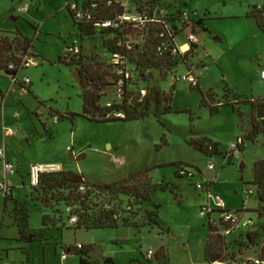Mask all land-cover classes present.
<instances>
[{"label": "rangeland", "instance_id": "obj_1", "mask_svg": "<svg viewBox=\"0 0 264 264\" xmlns=\"http://www.w3.org/2000/svg\"><path fill=\"white\" fill-rule=\"evenodd\" d=\"M66 3L67 0H0V31L19 32L29 39L35 38L34 52L41 58L37 66L21 72L32 80L34 95L24 96L23 107L17 104V112L22 116L19 124L25 128L23 130H28L34 140H39L34 141L31 148L27 147V159L42 157L59 163L65 172L82 175L92 183L112 182L148 170L152 184L157 185L151 202L160 206L159 221L169 229L170 234L160 235L157 226L93 230L70 228L66 217L56 213L59 210L55 204L47 210V230L39 234L45 205L27 197L28 188L16 185V203L10 201L4 208V196L0 194V264H79V256L75 253L69 254L65 260L62 258L63 249L78 245L93 249L102 247L103 257L113 258L115 264H149L143 255L149 250H159L162 245L168 264H207L200 239L208 222L207 218H201L199 207L201 202L207 203V196L195 192L193 185L217 177L212 192H217L228 206L240 207L245 203L246 207H256V197L247 196L244 189L251 187L253 161L264 156L263 138L255 144L247 143L245 151L240 156L235 155L232 163L224 167L222 155L211 157L199 153L189 143L202 136L219 143L221 151H224L229 142L235 144L237 140L234 132L235 127L240 125L239 117L227 109H222L218 115H210L209 109L201 106V91L212 90L214 95L220 97L223 94L227 100L231 99V95L223 91L226 86L238 95L254 98L264 95V81L259 76V66L264 63V33L250 17L255 7L264 6V0H161L165 6L177 5L195 13L196 20H204L206 31L200 32L202 44L196 51V66L192 69L198 75L200 88L190 90L186 82L173 85L171 75L160 80L154 74L151 84H156L168 96L173 93L171 113L163 117L156 114V110H163L168 103L166 101L158 108L150 104L148 116L144 119L97 122L102 119L94 114L95 121L76 116L73 121L65 119L55 124L50 118V110L80 115L83 107L81 88L73 76L78 67L62 63L59 58L60 47L65 43L71 44L79 34ZM25 5L29 6L26 13L18 14L10 10H18ZM35 28H39L40 32ZM79 42L85 57H90V54H85L90 52H97L99 54L96 55L102 57L104 50L99 32L94 38ZM19 56L20 53L17 54ZM184 73L187 70L180 67L176 75ZM149 90L145 91L146 95ZM36 98L44 105L40 106ZM225 98L218 101L225 102ZM37 108L46 130L52 131V137L46 141L40 139L44 127L33 114ZM68 147L72 148V152L67 151ZM207 148L204 147L205 151ZM111 155L123 158L125 162L113 165ZM69 156L73 157L72 161ZM210 161L215 166L214 170L208 169ZM178 163L194 172L190 184L186 183L187 179L175 176ZM241 163L245 167L239 170ZM163 181L179 184L180 190L174 193L162 191L160 184ZM24 203L31 235L23 238L16 220ZM146 213L142 208V217L128 224L145 226L148 221ZM245 218L252 219L256 225L264 223L263 218L251 211L245 213ZM238 236V232H233L226 239L225 263H230L232 253H236L240 242L234 239ZM258 251L254 248L240 254L256 257ZM152 264L165 263L154 260Z\"/></svg>", "mask_w": 264, "mask_h": 264}, {"label": "trees", "instance_id": "obj_2", "mask_svg": "<svg viewBox=\"0 0 264 264\" xmlns=\"http://www.w3.org/2000/svg\"><path fill=\"white\" fill-rule=\"evenodd\" d=\"M69 0H67L68 2ZM132 3L142 2L141 0H131ZM161 1V0H159ZM255 20L257 28L264 33V6L255 7L253 12L250 14ZM203 21V20H202ZM75 25L79 28L80 41L94 38L99 32L104 55L107 52H111L112 44L107 37L112 35L111 32H103L95 29L91 26L81 27L74 21ZM204 28V27H202ZM11 37V39H10ZM33 48V40L22 36L19 32L10 34H0V72L6 75L17 73L18 71L9 72L7 69L8 64L11 61H17L20 56L28 53ZM83 52V50H82ZM17 53V54H16ZM69 59L61 58V62L67 65H75L78 67V71L81 75V94L83 107L82 114L77 115L74 113H59L54 110H50V118H57L58 122L62 120L70 119L74 120L76 116H82L89 121H95L94 114H97L102 121L97 122H111V121H123L128 122L137 119H144L148 116L149 105L154 104L155 107H159L162 103L168 101L162 111L156 110L157 115L162 113L170 112L168 107L171 101L172 95H166L156 84L151 86L148 85L147 89L149 93L145 95L142 102H136V105L131 108H127L126 104L120 105L119 107L106 108L105 100L107 93L111 92L112 89V78L108 77L105 70V64L101 61V57L97 55H90L85 57L83 53L79 56ZM142 60V58H141ZM182 60V59H181ZM157 70L158 65L152 63L151 65ZM197 86L193 89H199ZM173 92V88L171 89ZM201 106L208 107L211 115L218 113L219 104L232 106L234 112L242 117L243 113L240 110L241 105L249 108V121L247 132L241 138L242 144L238 147V153L241 152V148L244 142L255 143L258 139L263 138L264 146V96L258 98L244 99L237 95H231V101L227 100L225 96V102H215V95L212 90L207 92L201 91ZM226 93L230 94V91L225 90ZM105 98V100H104ZM44 103L40 102V106ZM122 109L127 112L125 119L106 118L108 113H112L114 110L118 111ZM51 131L44 130V136L42 140L50 139ZM190 145L203 153L211 156L208 152V148L212 147L211 153L216 149L215 146L206 139L192 140ZM207 146L205 151L204 147ZM177 171L175 176L179 179H187V177L180 174V170L183 165L178 163ZM149 171H142L137 174L131 175L128 178L108 183V184H96L86 181L83 183L85 186L84 192H79V185L71 183L72 174L68 172H62L56 175L43 176L41 178L40 186L35 188L29 187V192L32 199H37L45 205V214L42 216V227L39 230V234L44 233L47 230L49 220L47 210L52 209V205L55 204L57 207V214L65 218L68 221L69 215L66 213V209L72 210V215L77 217V223L70 228L74 229H102V228H116L118 226H129L135 228L153 227L157 226L159 229L164 230L158 223V210L160 206L152 204V196L157 189V185H153L150 178L148 177ZM253 178L249 183L252 188L255 189V197L257 199V208L251 212L257 213L260 218L264 219V159L258 160L254 163ZM175 186L163 181L160 184L162 191H172ZM195 188V186H194ZM196 190V189H195ZM203 193V192H202ZM11 200L10 196L4 197L5 208L7 203ZM109 207L110 209H106ZM61 208V209H60ZM142 208L146 210L147 224L145 226H138L135 223L128 224L133 220L137 221L138 217H142ZM6 213V210H4ZM140 214V215H139ZM139 215V216H138ZM21 237L27 236L28 233V214L25 208V203L21 205L19 218L16 220ZM208 224V223H207ZM209 234L205 245V259L208 264H214L215 262L225 263V252H226V238L228 236H221L216 233L217 229L208 224ZM239 233L237 240H239L238 248L236 253H232L233 261L241 251H250L252 249L259 248L262 244L261 258L264 259V223L256 225L249 229L237 230ZM233 233V232H232ZM83 247V246H82ZM248 247V248H247ZM67 252L75 253L79 256V264H97V262H91L89 253L93 248H82L76 249V247H70L63 249ZM235 251V250H234ZM233 251V252H234ZM103 264H113L111 258H102Z\"/></svg>", "mask_w": 264, "mask_h": 264}, {"label": "built area", "instance_id": "obj_3", "mask_svg": "<svg viewBox=\"0 0 264 264\" xmlns=\"http://www.w3.org/2000/svg\"><path fill=\"white\" fill-rule=\"evenodd\" d=\"M141 1L132 3L131 0H75L74 2L69 0L66 3V9L81 27L91 26L100 31L112 33L107 38L113 50L101 57L108 77L112 78L111 92L106 95V108L119 107L123 104L131 108L136 105V102H142L147 86H150L149 83L154 79V74H157L160 80H165L171 75L173 85L177 82H186L191 88L199 86L198 75L192 71L196 66L194 63L196 51L202 44L200 30L196 25V14L182 9H169L159 0ZM28 10L29 6L25 5L19 8L17 13L23 14ZM79 40L78 34L71 44L63 45V58L69 60L82 53ZM37 62L38 59L29 50L27 54L19 56L17 61H11L7 69L9 72H19L37 66ZM152 63L159 64L157 70L151 66ZM180 67H185L187 73L177 76V69ZM18 72L10 75L0 73L7 77L12 85L20 84L21 89L27 91L31 81L28 77L20 81L17 78ZM260 78L264 81V68L260 70ZM0 106H3V103ZM126 116L127 112L120 108L118 111L108 113L106 118L125 119ZM53 120L55 124L58 123L57 118ZM17 135V129L3 128L4 139L0 147L3 178L0 180V194L4 197L9 196L12 188L10 178L16 174L15 166L6 157L5 142L7 138ZM241 144L242 140L238 139L230 150L238 153V147ZM67 151L72 152V148L68 147ZM211 151L212 147H209L208 152L211 153ZM110 160L113 165L125 162L123 158L113 155L110 156ZM208 169H214L213 163H208ZM62 172L64 169L59 163L33 164L28 173L29 187H39L43 176ZM180 174L189 180L195 176L193 171L185 167H182ZM83 183L78 184L79 192L85 191ZM194 186L197 191L207 196V203L200 208L201 218H207L208 224L215 227L219 235L226 237L234 231L255 226L252 219L241 217L242 210H229L219 196L211 191L209 183H199ZM244 193L251 197L255 196L256 191L250 187L245 188ZM66 213L69 215L67 224L74 226L77 223V217L72 215L70 208L66 209ZM262 247L263 244L258 248L256 257H243L238 254L230 263L215 262L214 264H264V259L260 256ZM82 248L81 245L76 247L78 250ZM69 254L63 250L62 258L65 260ZM154 256L155 252L151 250L146 253L148 260H152ZM97 264H103V262L100 260Z\"/></svg>", "mask_w": 264, "mask_h": 264}, {"label": "crops", "instance_id": "obj_4", "mask_svg": "<svg viewBox=\"0 0 264 264\" xmlns=\"http://www.w3.org/2000/svg\"><path fill=\"white\" fill-rule=\"evenodd\" d=\"M166 7H169V6H167L166 5ZM185 7H186V5H185ZM170 8H172V10L173 9H175V10H177V9H182L181 7H179V6H172V7H169V9ZM13 13H17V10L15 9V8H11L10 9ZM183 10V9H182ZM29 11V10H28ZM27 11V12H28ZM19 14V13H18ZM12 19H14V18H12ZM196 21H202V19H200V20H196ZM255 21V20H254ZM203 23H204V20H203ZM199 28V30H200V32H205L206 31V29H205V26H204V28H202V27H198ZM36 29V31L37 32H40L39 31V28H35ZM9 33V32H5V31H0V34H2V33ZM11 34V33H10ZM201 37V36H200ZM35 41V38L33 39V42ZM201 43H202V38H201ZM35 45H36V43H34L33 44V48L31 49L32 50V52H33V54L35 55V57L37 58V59H39L40 58V56H39V54H37V53H35L34 52V50H35ZM82 46V45H81ZM82 50L84 51V49H83V46H82ZM62 52H63V46H61L60 47V54H59V58L61 57V58H63V54H62ZM84 53V52H83ZM85 54H90V55H96V54H99V53H97V52H90V53H85ZM41 59V58H40ZM262 68H264V63H262V64H260V66H259V72H260V70L262 69ZM27 69V68H26ZM22 71H24V69L23 70H21V71H19L18 72V74H17V78L21 81L24 77H28V76H25V75H21V72ZM260 76V75H259ZM29 78V77H28ZM30 79V78H29ZM261 79V78H260ZM30 81H31V83H30V85H28L27 86V91H23L22 89H21V86H20V84H15V85H12L11 84V82L9 81V79L7 78V77H5L3 74H1L0 73V104H2L3 103V106H0V147L2 146V144H3V139H4V136H3V128L4 127H6V128H12V127H17V130H18V135L17 136H13V137H9V138H7V140H6V142H5V152H6V157H7V159L15 166V169H16V174L14 175V176H12L11 178H10V182H11V184H12V188H11V192H10V194H9V196L11 197V202H15L16 203V201H15V199H14V190H15V186L16 185H18V186H22L23 188H28V190H29V180H28V173H29V168H30V166L31 165H33V164H40V163H54V162H51V161H49L48 159H43L42 157H37V159L38 160H30L29 161V159H27L28 158V156H27V154H28V152H27V147L28 148H31L32 147V144H33V142L34 141H39L38 139H36V140H34V137L30 134V133H28V130H23V128H22V124H19V122L21 123V120H19V118L21 119L22 118V116H21V114H19V112H17V104H20V106L21 107H23L22 105V102H23V98H24V96L25 95H27V96H29V95H34V91L33 90H31V86H32V80L30 79ZM224 81V80H223ZM199 86H200V81H199ZM172 89V88H171ZM228 90V91H230V94L229 95H237V96H239V97H242V98H244V99H250V98H254V97H248V96H244V95H238V94H236L232 89H229L227 86L226 87H224V92H225V90ZM226 93V92H225ZM227 94V93H226ZM225 96V95H224ZM264 96V95H263ZM263 96H260V97H263ZM223 97V94L219 97V96H216L215 95V99L217 100V101H215V102H219L218 101V99L220 98H222ZM37 100H38V98H36ZM255 99V98H254ZM231 100V99H230ZM40 102L41 101H39L38 100V104L40 105ZM41 103H43V102H41ZM172 103H173V93H172V98H171V101L169 102V104H168V107L170 108V112H168V113H162V117L164 116V115H167V114H169V113H171L172 112ZM221 103H223V102H221ZM20 107V108H21ZM205 108H207V109H209L208 107H205ZM222 109H227V110H230L231 112H232V114H235V115H237L235 112H234V110H233V108H232V106H230V105H221V104H219V107H218V113H216V114H214V115H218L219 113H221L223 110ZM16 110V111H15ZM240 110L242 111V113H243V116L242 117H239L238 115V117H239V119H240V125H237L236 127H235V129H236V132H234L235 133V137H236V139L238 140V139H241L242 137H243V135L247 132V129H248V119H249V108H246L244 105H241V107H240ZM209 112H210V109H209ZM68 113H71V112H68ZM33 114L34 115H36V117L38 118V119H40V121H41V123H42V120H41V118H40V116H39V114H38V108L37 109H35L34 111H33ZM210 115H211V113H210ZM42 125H43V127H44V130H46V126H45V124H43L42 123ZM25 129V128H24ZM232 130H234V129H232ZM23 131H25V133L23 132ZM51 131V130H50ZM23 132V133H22ZM42 136H44V134L42 135ZM51 137H52V131H51ZM202 138H204V139H206L207 141H210L214 146H215V148H216V152L215 153H210L209 152V154L211 155V157H212V155H217V154H220V155H222L223 157H222V160H223V162H222V167H224V166H226L227 164L229 165V164H231L232 163V161H233V158L235 157V155H237V156H240L241 155V153L242 152H244L245 151V146H246V144H247V142H244V145L242 146V150H241V152L240 153H237V152H233V151H231L230 150V148H231V146L233 145V143H231V142H229L227 145H226V148H227V150H224V151H221V145L219 144V143H217V142H214V141H212L211 139H207L206 137H202V136H198V138H196V139H202ZM40 139H41V137H40ZM42 140V139H41ZM47 140V139H46ZM46 140H44V141H46ZM236 140V141H237ZM260 139H258L257 140V142L259 141ZM257 142H255V143H257ZM255 143H253V144H255ZM262 144H263V141H262ZM109 149H110V147H109ZM229 152H232L231 154H229ZM199 153H203V152H201L200 150H199ZM72 159L73 160V157L72 156H69V159ZM261 159H264V156H263V158H261ZM261 159H257V160H254L253 161V164H252V169H253V165H254V163L256 162V161H258V160H261ZM71 160V161H72ZM42 161V162H41ZM44 161V162H43ZM211 162V161H210ZM211 163H213V162H211ZM214 165V164H213ZM63 169H64V167H63ZM214 169H215V166H214ZM213 169V170H214ZM200 175H202V172L200 171ZM84 177V176H83ZM3 178V170H2V163H1V161H0V180ZM85 178V177H84ZM215 178V180H207L206 182L207 183H209L211 186H210V189H211V191H212V189L213 188H215V183H217V182H215L216 181V179H217V177H214ZM122 179H124V178H121V179H119V180H122ZM119 180H114V181H112V182H116V181H119ZM87 181H89L88 179H87ZM252 181V180H251ZM90 182V181H89ZM112 182H105V183H100V184H108V183H112ZM166 182V181H165ZM191 182V181H190ZM92 183V182H91ZM95 183V182H94ZM167 183H169L170 185H172V186H175L174 188H173V190L171 191L172 193H174V192H177V191H179L180 190V185L179 184H177V183H171L170 181L169 182H167ZM186 183H188V184H190L189 183V180H186ZM96 184H99V183H96ZM193 185V184H192ZM194 186V185H193ZM216 186H217V184H216ZM194 191L196 192L197 190H195V188H194ZM213 193L214 194H216V195H218L219 196V198L225 203V205H226V207L229 209V210H233V209H238V210H242V214H241V217L243 218V219H246L245 218V213H247V212H249V211H253V210H255L256 208H257V206L256 207H254V208H249V207H246L244 204L245 203H243L240 207H237V206H235L234 208H232V207H230V206H228V204L225 202V200H223L222 198H221V196L217 193V192H215V191H213ZM27 197H31V195H30V192H29V194L27 193ZM30 195V196H29ZM9 201V202H10ZM18 203V202H17ZM20 203V202H19ZM205 204V201L204 202H201L200 204H199V207L201 208V206L202 205H204ZM4 208H5V202H4ZM5 210V209H4ZM45 214V213H44ZM43 214V215H44ZM158 214H159V210H158ZM157 220H158V223L160 224V226L164 229V230H166V231H162V229H159L160 230V235H169L170 234V231H169V229H167V227H165L163 224L161 225V223H160V221H159V217L157 218ZM28 231H29V234L28 235H31V231L29 230V227H28ZM236 231H234V233H235ZM208 234H209V228H208V224H207V227H206V229H205V232H204V235L201 237V239H200V244L201 245H203V249L205 250V245H206V242H207V239H208ZM231 235V234H230ZM230 235H228V237L230 236ZM21 237V236H20ZM228 237L226 238L227 240H228ZM234 240H237V239H234ZM231 241V240H230ZM150 251V250H149ZM152 251V250H151ZM154 251V250H153ZM143 257H144V259L146 260V262L147 263H149V264H152L153 263V261L154 260H158L159 262H161V263H165V264H168V257H167V254H166V252H165V248H164V245H162L160 248H159V250H155V256H154V258L152 259V260H148L147 258H146V254H145V256L143 255ZM204 257H205V254H204ZM67 258H68V256H67ZM66 258V259H67ZM102 258H103V255H102ZM105 258H111V257H105ZM112 259V263L113 264H115L114 263V260H113V258H111ZM205 262L207 263V261H206V259H205ZM3 264H6V263H3ZM208 264V263H207Z\"/></svg>", "mask_w": 264, "mask_h": 264}, {"label": "water", "instance_id": "obj_5", "mask_svg": "<svg viewBox=\"0 0 264 264\" xmlns=\"http://www.w3.org/2000/svg\"><path fill=\"white\" fill-rule=\"evenodd\" d=\"M196 25L198 27H202L203 22L202 21H197ZM73 76L76 78V80H77V82H78V84L80 86L82 78H81V75H80L79 71L75 70ZM69 160L71 161L72 159L70 158ZM244 167H245V165L243 163H241V165L239 166V170H242ZM86 181H87V179L84 178L82 175H73L72 178H71V183L74 184V185L81 184V183L86 182ZM89 256H90V261L91 262H97V261L102 260V247L94 248L89 253Z\"/></svg>", "mask_w": 264, "mask_h": 264}, {"label": "flooded vegetation", "instance_id": "obj_6", "mask_svg": "<svg viewBox=\"0 0 264 264\" xmlns=\"http://www.w3.org/2000/svg\"><path fill=\"white\" fill-rule=\"evenodd\" d=\"M202 22H203V21H202ZM202 27H204V23H203Z\"/></svg>", "mask_w": 264, "mask_h": 264}]
</instances>
